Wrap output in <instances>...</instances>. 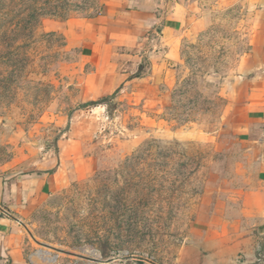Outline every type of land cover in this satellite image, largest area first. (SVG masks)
<instances>
[{"label":"rangeland","instance_id":"obj_1","mask_svg":"<svg viewBox=\"0 0 264 264\" xmlns=\"http://www.w3.org/2000/svg\"><path fill=\"white\" fill-rule=\"evenodd\" d=\"M199 1L211 22L184 41L176 84L143 115L120 93L89 98L79 82L63 27L99 0H0V128L56 135L58 115L78 116L93 143L94 167L31 216L28 228L49 247L27 232L23 264L206 263L212 249L191 229L205 194L219 193L244 155L224 113L253 23L238 5Z\"/></svg>","mask_w":264,"mask_h":264},{"label":"crops","instance_id":"obj_2","mask_svg":"<svg viewBox=\"0 0 264 264\" xmlns=\"http://www.w3.org/2000/svg\"><path fill=\"white\" fill-rule=\"evenodd\" d=\"M222 5L240 6L253 23L224 113L244 155L222 190L205 194L191 235L198 233L197 243L212 249L205 264H264V0ZM210 19L199 0H99L93 14L65 21L63 35L77 54L79 82L89 98L120 93L144 115L176 84L184 41L207 29ZM106 108L94 109L99 123ZM55 120L50 127L56 135L0 128V147L9 154L3 159L0 152V206L27 226L51 196L94 167L87 120ZM27 244L26 229L0 209V264H23Z\"/></svg>","mask_w":264,"mask_h":264},{"label":"water","instance_id":"obj_3","mask_svg":"<svg viewBox=\"0 0 264 264\" xmlns=\"http://www.w3.org/2000/svg\"><path fill=\"white\" fill-rule=\"evenodd\" d=\"M0 209L4 212V213H6L7 215H9L10 217H12L13 219H15L16 221H18L26 230H27V232L30 234V236L34 239V240H36L38 243H40L41 245H43V246H48L49 247V245L48 244H46V243H42V242H40V241H38L36 238H35V236H34V234L31 232V230L28 228V226L22 221V220H20L19 218H17L16 216H14V215H12L8 210H6V209H4L3 207H1L0 206Z\"/></svg>","mask_w":264,"mask_h":264},{"label":"bare ground","instance_id":"obj_4","mask_svg":"<svg viewBox=\"0 0 264 264\" xmlns=\"http://www.w3.org/2000/svg\"><path fill=\"white\" fill-rule=\"evenodd\" d=\"M45 256H46L45 258L50 259L49 255H45Z\"/></svg>","mask_w":264,"mask_h":264}]
</instances>
